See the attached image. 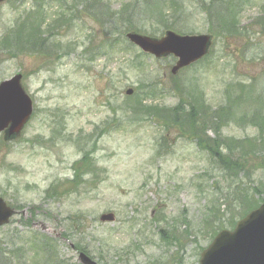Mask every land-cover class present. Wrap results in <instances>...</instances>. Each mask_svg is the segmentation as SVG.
Returning <instances> with one entry per match:
<instances>
[{"label":"rangeland","instance_id":"374dc122","mask_svg":"<svg viewBox=\"0 0 264 264\" xmlns=\"http://www.w3.org/2000/svg\"><path fill=\"white\" fill-rule=\"evenodd\" d=\"M259 1L241 10L242 26L264 12ZM84 2L0 4V81L22 73L34 101L18 138L4 141L0 133V196L21 210L0 228V259L81 264L82 246L97 264H199L213 237L241 218L245 203L264 200V147L253 144L264 123L250 120L258 106L264 113V34L256 26L224 38L216 27L210 31L195 0L187 2V15L168 16L166 23L143 17L141 32L153 37L181 32L178 27L213 36L206 60L172 75L174 57L143 56L133 45L127 52L126 18L108 19L130 0L98 2L107 7L101 15L107 20L93 14L97 3ZM29 12L43 20L39 50L3 48L9 29ZM117 36L123 43L116 44ZM180 103L172 115L186 116L192 104L199 109L201 146L187 124L173 125L156 110ZM222 107L230 115L211 121ZM215 127L226 156H238L242 147L248 152L245 170L235 176L204 146L217 138ZM86 154L84 174L74 181L75 162ZM110 212L114 222L100 221ZM50 235L57 240L49 246L43 239Z\"/></svg>","mask_w":264,"mask_h":264},{"label":"trees","instance_id":"16d2710c","mask_svg":"<svg viewBox=\"0 0 264 264\" xmlns=\"http://www.w3.org/2000/svg\"><path fill=\"white\" fill-rule=\"evenodd\" d=\"M84 3H87L85 7H91L96 3L98 7L92 8V11L94 12L97 17H104L101 16L106 12V8L103 4L101 7H99L98 2H102V0H84ZM96 1V2H95ZM131 2L125 3L123 7V11H116L112 14L108 15V19L117 18L123 21V18H126V30H136V31H143L144 29L141 28L140 21H142L144 18H156V19H164L162 20L163 23H166V17L173 15L174 17H177V15H187V2L190 0H130ZM197 2L196 6L200 8V10H204V12L207 13V19L209 20V24H211V30L213 31L212 27H216L218 34L221 36L226 37H234L237 35H241L243 33L242 31H245V33H249V29L252 27L258 26L261 30V32L264 34V12L260 15H257L254 19H252L251 23L249 25H241V19H240V12L241 10H245L246 7L250 4H254V2H258V0H195ZM261 1V0H260ZM259 1V2H260ZM264 1V0H263ZM262 1V2H263ZM83 4V3H82ZM84 5V4H83ZM264 11V2L261 4ZM77 6V5H76ZM79 11V10H78ZM33 14L35 12H32ZM32 13L27 14L26 20L18 25H15L13 29L11 28L7 34L6 38H3L4 47H7V44L9 43L11 45V48L17 47L18 50H29V51H37L39 50L38 47L41 45L45 40L43 38L42 28L40 27L42 25L41 22L43 20H39V22L34 19L32 16ZM74 14L76 12L72 11ZM128 13V16H127ZM130 15V19H129ZM127 16V17H125ZM39 19H44L41 13H39ZM105 18V17H104ZM67 19L68 17L63 16L61 17V20ZM105 20H107L105 18ZM166 25V24H164ZM214 25V26H213ZM178 31H183L184 28L178 27ZM185 31V30H184ZM145 33V32H144ZM147 33V32H146ZM236 38V37H234ZM228 39V38H227ZM2 40V41H3ZM116 44L119 45L120 43H123V41L120 40L119 36L115 37ZM109 44V43H108ZM112 44V43H111ZM128 47H126V51L129 52L131 49L128 42L126 43ZM3 45V44H2ZM146 54H143L145 56ZM130 60V59H129ZM131 61V60H130ZM133 61H131L132 63ZM261 97V95H260ZM262 98V97H261ZM136 104V103H135ZM179 106H175L172 108H164V107H156V110L158 112H166L168 116L170 117L169 120L172 122L173 125L176 123H185L187 126L191 128L193 131L194 136L197 138L199 146L203 142H201L202 137L199 136L203 132L202 128L199 127L198 122V108L194 104H192L191 109L188 111V114L186 116L181 115H172L173 113L177 114V110L179 108H182L181 103L178 104ZM136 109H140L138 106H134ZM263 108H260L258 106L255 111H253V115L250 117L251 122H261L264 123V113L261 111ZM231 109L228 107L227 109L225 107H222L221 109L215 110L211 114L210 120L213 121L214 118L216 120H221L225 116L230 115ZM206 117V116H205ZM200 118V117H199ZM203 120V118H200V121ZM168 126V125H167ZM215 135L217 138L213 140V143L204 144L205 147H207L208 154L215 160V162L221 167L224 171L228 172L235 176L238 172L245 170L244 160L247 159L248 152L245 151V147H242L244 150L236 157H228L224 154L222 151V146L224 145L226 148H228V145H226V141L223 140L221 137L220 130L216 127L213 128ZM260 135L255 139L254 146L256 144H259L264 147V128L261 127L260 132H258ZM239 146H242V142L240 140L236 141ZM201 143V144H200ZM253 148V146H252ZM230 151V149H229ZM255 151L253 150L252 153ZM250 154V152H249ZM264 154V153H263ZM87 158V154L83 156L80 162H75L74 170H75V180H79L82 178V175L84 172L82 171L85 166V162ZM78 183H75V185ZM260 203L253 204V202H250V204L245 203L244 207V213L242 216H244L248 211L255 208L256 206H259ZM45 239H43V242L46 245H52L54 242L53 239H50L49 237L45 236ZM163 240L166 238L162 236ZM82 246H78L77 249L84 250V248H81ZM48 259L51 258L50 252L47 251ZM11 264H14V262L9 261ZM8 263L6 260L3 261V258L0 259V264ZM61 262L57 261L56 259L52 260V264H60Z\"/></svg>","mask_w":264,"mask_h":264},{"label":"water","instance_id":"95a60500","mask_svg":"<svg viewBox=\"0 0 264 264\" xmlns=\"http://www.w3.org/2000/svg\"><path fill=\"white\" fill-rule=\"evenodd\" d=\"M4 1V0H0ZM127 38L146 53L155 57L173 55L177 58L172 68L176 73L208 54L212 44L209 34L180 35L168 30L161 38L129 32ZM18 74L0 84V131L6 128V137L19 136L29 120L33 106L24 90ZM132 89L127 90L131 94ZM15 213L3 199H0V226L9 222ZM102 221H114L113 213L102 214ZM83 264H97L86 254L78 257ZM200 264H264V203L240 220L233 231L223 230L202 252Z\"/></svg>","mask_w":264,"mask_h":264}]
</instances>
